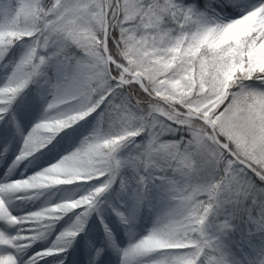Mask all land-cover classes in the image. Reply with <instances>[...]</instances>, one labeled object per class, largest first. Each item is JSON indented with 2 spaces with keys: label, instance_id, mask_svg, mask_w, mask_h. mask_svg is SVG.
I'll return each instance as SVG.
<instances>
[{
  "label": "snow or ice",
  "instance_id": "obj_1",
  "mask_svg": "<svg viewBox=\"0 0 264 264\" xmlns=\"http://www.w3.org/2000/svg\"><path fill=\"white\" fill-rule=\"evenodd\" d=\"M0 264H264V0H0Z\"/></svg>",
  "mask_w": 264,
  "mask_h": 264
}]
</instances>
